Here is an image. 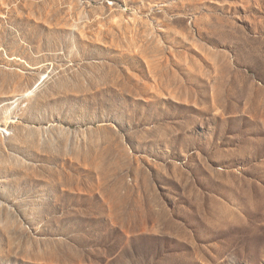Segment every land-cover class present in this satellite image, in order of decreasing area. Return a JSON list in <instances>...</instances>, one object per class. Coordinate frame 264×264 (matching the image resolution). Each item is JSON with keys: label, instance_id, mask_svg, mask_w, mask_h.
I'll return each mask as SVG.
<instances>
[{"label": "rangeland", "instance_id": "374dc122", "mask_svg": "<svg viewBox=\"0 0 264 264\" xmlns=\"http://www.w3.org/2000/svg\"><path fill=\"white\" fill-rule=\"evenodd\" d=\"M0 264H264V0H0Z\"/></svg>", "mask_w": 264, "mask_h": 264}]
</instances>
